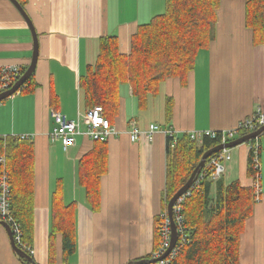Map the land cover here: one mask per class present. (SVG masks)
<instances>
[{"label":"crops","instance_id":"1","mask_svg":"<svg viewBox=\"0 0 264 264\" xmlns=\"http://www.w3.org/2000/svg\"><path fill=\"white\" fill-rule=\"evenodd\" d=\"M24 9L39 40L34 73L38 88L17 93L0 103V137L30 136L35 152L36 264H49L52 199L58 185L63 199L75 206L76 253L68 264H128L147 260L155 249L156 219L164 213L167 150L170 141L155 134L132 143L126 131L140 132L152 124L181 134L228 131L249 119L258 108L264 112V45L252 44L245 23L244 0H222L212 41L201 50L189 76L169 79L159 86L147 107L139 109L129 85L120 89L118 116L112 125L122 134L107 141V172L101 180L99 206L94 209L79 181V163L95 145L82 135L64 150L51 138L56 111L88 128L80 79L95 65L102 37L119 40L120 51L130 54L131 39L140 26L166 11V0H25ZM34 51L31 31L9 0H0V66H30ZM56 99V100H53ZM173 103L167 119L168 101ZM246 135V134H245ZM244 136V135H243ZM242 137V136H239ZM259 145L260 193L240 241V264H264V134L256 141L230 150L225 173L213 182L212 196L221 185L239 182L254 188L248 175L253 147ZM57 264L61 244L56 241ZM0 264H23L0 225Z\"/></svg>","mask_w":264,"mask_h":264},{"label":"trees","instance_id":"2","mask_svg":"<svg viewBox=\"0 0 264 264\" xmlns=\"http://www.w3.org/2000/svg\"><path fill=\"white\" fill-rule=\"evenodd\" d=\"M18 1L25 6V0ZM221 1L166 0L165 13L140 26L132 36L130 54L121 53L118 38L102 37L97 62L89 66L80 79L86 105L90 108L101 106L104 117L112 124L119 113L123 85L132 88L139 109L144 110L148 98L157 95L163 82L186 79L194 69L198 53L211 44ZM244 1L245 23L252 32V44L264 45V0ZM27 69L22 68L21 77ZM37 88L33 74L19 93L31 94ZM172 109L173 103L169 100L167 119L171 118ZM221 143V137H205L199 144L184 135L178 138L174 148L169 144L164 212L173 196L189 181L203 155ZM107 156V142H95L94 148L79 163V181L94 209L99 206L101 180L108 166ZM2 158L5 159L4 164L1 163ZM253 161L252 152L248 175L255 178L257 172ZM4 172L11 187V211L22 228L23 246L19 247L34 259L31 252L24 250L33 248L35 232V152L31 141L21 137H0V177ZM212 189L213 182L205 179L184 200L186 243L171 264H240L241 235L254 212L255 189L242 187L239 182L221 185L216 199L212 196ZM161 222L160 215L156 219L154 253L147 260L153 259L159 249ZM58 239L62 264H68L77 248L76 217L75 206L64 203L62 184L58 185L52 199L49 264H57L55 248ZM19 260L23 264H32L25 259Z\"/></svg>","mask_w":264,"mask_h":264},{"label":"built area","instance_id":"3","mask_svg":"<svg viewBox=\"0 0 264 264\" xmlns=\"http://www.w3.org/2000/svg\"><path fill=\"white\" fill-rule=\"evenodd\" d=\"M22 68L19 66H0V94L8 91L16 83L19 77H21ZM103 108L101 106H95L90 108L86 114V119L88 120V128L83 131L79 121L69 120L65 115L51 111V118L56 122V128L51 133V138L54 141H59L64 150L75 144L76 137L79 135L93 142H107L113 137H118L122 134L119 132L108 119L103 115ZM264 127V112L258 108L257 111L247 120L241 122L239 126L234 130L228 131H213V130H203L195 131L187 134L178 133L172 129L162 128L157 124H152L149 131L142 133L134 126L126 131L132 143H137L142 137L149 141H153L155 134H163L169 141L172 148L176 145L178 138L187 135L191 141L201 144L205 137H211L216 139L221 137L222 143H227L238 138L241 134H249L259 130ZM21 139L31 141L30 136H20ZM253 163L254 170L257 172L254 181V189L256 194L260 193V163H259V145L256 144L253 149ZM251 152V153H252ZM232 156L229 149L220 151L219 153L211 156L204 169L201 171L200 175L195 180L192 188L178 200L173 209L174 221L178 230V242L175 248L171 251L169 256L162 262L158 264H171V261L179 254L180 248L186 243V234L183 229L184 215H183V202L186 197L191 195V190L194 188H199L201 183L205 179H210L212 182H217L225 173V164L231 161ZM1 163H5V159H1ZM11 187L8 180L7 174L4 172L0 177V221L7 223L13 234L15 243L18 246L22 245V228L20 223L14 218L11 211ZM161 242L157 253H155L156 258L164 255L170 248L172 241V228L171 220L168 217V212H164L161 215ZM33 254L31 248H24Z\"/></svg>","mask_w":264,"mask_h":264},{"label":"water","instance_id":"4","mask_svg":"<svg viewBox=\"0 0 264 264\" xmlns=\"http://www.w3.org/2000/svg\"><path fill=\"white\" fill-rule=\"evenodd\" d=\"M9 1L16 7L18 12L21 14V16L26 21V23H27V25L31 31L32 37H33L34 51H33L31 64L28 67V69L26 70L25 74L11 87V89L0 94V103H2L3 101H5L9 98H12L17 93H19L20 89L25 85V83L30 79V77L35 73L37 63H38V59H39V40H38V35H37V32H36L35 27L33 25V22L31 21L28 14L26 13L24 7L19 3L18 0H9ZM263 134H264V127L260 128L259 130L255 131V132H252V133H249V134L244 135L242 137H239L233 141L221 144L218 147L206 152L203 155L199 165L197 166V168L193 172L189 181L186 183V185L184 187H182L173 196V198L168 203L167 212H168V217L171 220V228H172V241H171L170 248L167 250V252L164 255H162L159 258H154L151 260L132 261L128 264H158V263L164 261L169 256L171 251L175 248V246L178 242V230H177V226L174 222V216H173L174 206L176 205L178 200L180 198H182L192 188L195 180L200 175L201 171L204 169L208 159L211 156H213L214 154L219 153L220 151H223L226 149L231 150V149L239 147L243 144L250 143L253 140H256L257 138H259ZM0 225L2 227H4V229L6 230L8 236H9L10 242H11V247H12L14 253L20 259H23V260L25 259L32 264H36V262L34 261V259L30 255H28L25 251H23L21 248H19L17 246V244L15 243L13 234L11 232L10 226L7 223L1 222V221H0Z\"/></svg>","mask_w":264,"mask_h":264},{"label":"rangeland","instance_id":"5","mask_svg":"<svg viewBox=\"0 0 264 264\" xmlns=\"http://www.w3.org/2000/svg\"><path fill=\"white\" fill-rule=\"evenodd\" d=\"M124 86H125V85H123L122 88H123ZM17 246H18V245H17ZM18 247H19V246H18ZM19 248H20V247H19ZM154 258H156V257H154ZM154 258H153V259H154Z\"/></svg>","mask_w":264,"mask_h":264},{"label":"bare ground","instance_id":"6","mask_svg":"<svg viewBox=\"0 0 264 264\" xmlns=\"http://www.w3.org/2000/svg\"><path fill=\"white\" fill-rule=\"evenodd\" d=\"M184 221H185V219H184ZM175 222V221H174Z\"/></svg>","mask_w":264,"mask_h":264}]
</instances>
